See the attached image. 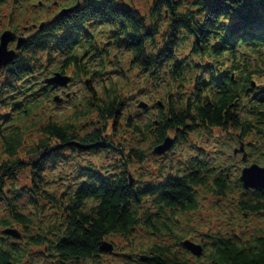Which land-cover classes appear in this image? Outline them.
<instances>
[{"label": "trees", "instance_id": "1", "mask_svg": "<svg viewBox=\"0 0 264 264\" xmlns=\"http://www.w3.org/2000/svg\"><path fill=\"white\" fill-rule=\"evenodd\" d=\"M25 1L0 0V24L37 19ZM181 1L155 0L143 15L82 0L22 35L0 69V264H264V190H245L239 166L210 159L194 138L218 129L229 147L264 157V0ZM121 48L132 82L144 77L133 92L129 67L112 76L105 63ZM56 72L73 77L67 88L81 76L96 85L54 88ZM168 136L169 151L153 155ZM201 189L218 215L203 231ZM253 216L261 224L250 228ZM189 237L202 255L182 245Z\"/></svg>", "mask_w": 264, "mask_h": 264}, {"label": "rangeland", "instance_id": "2", "mask_svg": "<svg viewBox=\"0 0 264 264\" xmlns=\"http://www.w3.org/2000/svg\"><path fill=\"white\" fill-rule=\"evenodd\" d=\"M36 2L35 4H37V0H26L25 2ZM119 1V0H118ZM121 1V0H120ZM127 4L132 6V7H137L139 9V11L141 13H143L144 15H149L150 14V10L151 8L155 5V0H126ZM190 1H194V0H190ZM41 3L45 2V0H40ZM70 0H48L45 3H49V8L47 7V5H43V6H31V10H40L41 14L37 17V19L35 18L34 14L32 13V11L27 12V14H25L24 18H13L11 19L10 17H7L3 20V22L0 24V33L2 32L3 29L5 28H11L12 30L16 31L19 35H26L28 32H30L31 29H33V27L40 25V23L43 21L45 22L48 18H52L54 16V10H56V12L58 11V9L60 8L59 4H63V5H67L68 3H70ZM186 1L182 0L181 1V5L183 6L184 3ZM40 4V3H39ZM24 8V5H21L20 9ZM49 9V13L46 12V10ZM168 20V19H167ZM33 24V25H32ZM166 24V23H165ZM165 27V25H164ZM163 27V28H164ZM15 42H12L10 44L9 48L15 49ZM125 50H123V48H121L117 55L121 56L123 58L114 60L112 64H107V61H105L106 66L109 68V70L111 72H113L114 70H119V66L122 64V62H124L125 64V68H128V60L130 59L129 57H127L125 55ZM126 56V57H124ZM127 73L131 76L130 79L128 81H125L123 84L125 87H127V89H130V92H133V89L135 87H138L141 82L143 81V76H139L135 77L134 81L133 80V67H129V69L127 70ZM112 76H116V73H111ZM62 76H66L68 77L69 74L65 73ZM83 77L81 76L80 79H75V83L73 86L67 88L66 90H74L76 93H80V94H84L87 93L85 91V88L88 87L89 85L95 86L96 83L95 82H88V80H84ZM122 82V81H121ZM260 82H264V79H261ZM81 96V95H79ZM67 108H69V105L66 104L65 105ZM51 114L53 113H57V108L52 109ZM70 112V110L68 109H62L60 114H66ZM39 132H33V134L28 135L29 138L31 137V139L33 137L36 138V140H38L42 135H38ZM211 133L207 134V137L204 136L203 140L201 141V139L197 136H194L195 139L200 141V144L209 150V158L210 159H215V158H220L222 159L224 162H226L227 164H234V165H238L239 168H235L234 166L231 168V171L233 172V175H239L241 169L244 167V165H248L251 163H258L260 165H264V157L257 153L254 155H250L249 159L247 160L246 163H243L241 161V154L238 155H234L233 156V146L229 147L226 143H224L225 141V137H226V133L223 131H220L218 129L212 130V135H210ZM219 136V137H218ZM237 147V146H236ZM1 151V150H0ZM1 154V152H0ZM177 155V154H176ZM229 157V158H228ZM148 168H155L156 166L154 165L153 161H149L147 164ZM217 198L216 196L208 191L207 189H201L200 190V197H199V202H200V208H199V212L196 213L195 216V221L197 220V225H195L198 229L200 230H204L207 228V224L209 223V220L211 219L212 225L214 226L217 222H218V215H217V210H216V202ZM200 218L202 220H204V223H200L199 220ZM261 222V219L259 220L258 216H253L251 219L248 220V224L250 226V228H253L259 224ZM137 239H144L142 236L138 235ZM136 239V240H137ZM189 239L194 240L192 237H189ZM114 242L116 243V245H118V250L120 251L119 246L123 245V240L119 237L113 239ZM135 240V241H136ZM196 241V240H194ZM198 242V241H196ZM104 262L106 264L110 263V258H105Z\"/></svg>", "mask_w": 264, "mask_h": 264}, {"label": "water", "instance_id": "3", "mask_svg": "<svg viewBox=\"0 0 264 264\" xmlns=\"http://www.w3.org/2000/svg\"><path fill=\"white\" fill-rule=\"evenodd\" d=\"M61 15L64 14L62 11ZM15 40V33L9 30H6L0 39V69L2 66L6 65L15 55L14 50H9L8 45L11 41ZM24 42L23 38L18 39L17 48ZM50 82L55 85H66L69 82V78L62 76L61 74H56L55 77L50 79ZM139 106L144 107L145 104L141 103ZM173 139L167 137L165 141L154 148L153 154L161 155L171 148V143ZM235 154L238 152H244L243 146L239 149H235ZM247 159V154L244 153L243 160ZM240 181L245 189H254L258 191L264 190V166H261L257 163H253L249 166H246L242 169L240 175ZM133 180L131 179V182ZM8 233L16 235L15 230H8ZM182 245L189 250L193 255L200 256L203 253V246L200 243L194 242L190 239H186L182 242ZM100 249L104 252L115 253L114 245L108 241H102Z\"/></svg>", "mask_w": 264, "mask_h": 264}, {"label": "flooded vegetation", "instance_id": "4", "mask_svg": "<svg viewBox=\"0 0 264 264\" xmlns=\"http://www.w3.org/2000/svg\"><path fill=\"white\" fill-rule=\"evenodd\" d=\"M73 6H74V2H70L67 5L60 4V8L61 7H68L69 8L67 14L69 13V11L72 9Z\"/></svg>", "mask_w": 264, "mask_h": 264}, {"label": "bare ground", "instance_id": "5", "mask_svg": "<svg viewBox=\"0 0 264 264\" xmlns=\"http://www.w3.org/2000/svg\"><path fill=\"white\" fill-rule=\"evenodd\" d=\"M170 115H171V114H170ZM173 142H174V140L172 141L171 146H172Z\"/></svg>", "mask_w": 264, "mask_h": 264}]
</instances>
